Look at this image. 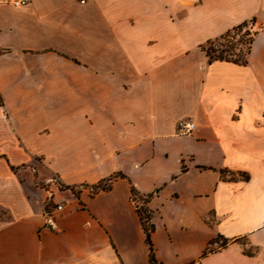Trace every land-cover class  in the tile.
Here are the masks:
<instances>
[{
    "label": "crops",
    "instance_id": "obj_1",
    "mask_svg": "<svg viewBox=\"0 0 264 264\" xmlns=\"http://www.w3.org/2000/svg\"><path fill=\"white\" fill-rule=\"evenodd\" d=\"M0 48V264H150L138 196L159 264H264V0H0Z\"/></svg>",
    "mask_w": 264,
    "mask_h": 264
},
{
    "label": "trees",
    "instance_id": "obj_2",
    "mask_svg": "<svg viewBox=\"0 0 264 264\" xmlns=\"http://www.w3.org/2000/svg\"><path fill=\"white\" fill-rule=\"evenodd\" d=\"M248 23H251L253 25L254 20L249 21ZM248 23H243L241 25H238L231 30H228L223 35L219 36L218 38H215L214 40H211L207 42L203 47H201L202 51L204 52L208 63H212L214 61H221V62H229L233 63L235 65L244 66L247 63V55L250 52L251 44L253 41V36L255 32H252L251 34L247 33V38L244 41H238L239 45L243 46L242 48H238L235 44V37L238 31L241 30L242 27L247 26ZM118 177H122L120 174H113L107 179L100 181L97 185L92 186L91 188L93 191H105L109 189L111 182ZM247 179V178H245ZM60 188L62 190H71L73 191L72 187L60 185ZM131 193L133 196H136V193L134 189H131ZM149 196H146L145 199H147ZM147 212V213H146ZM137 213L139 215L141 226L145 235V243L147 244L149 248V262L150 264H159L153 255L152 245L150 241V234L153 231V226L148 225L145 226L144 220L148 221L150 220V215L148 211L144 208L143 210L141 208L137 207ZM144 214V216H143ZM221 240V243L219 247H225L227 246L231 240L218 237L216 240ZM215 240V241H216Z\"/></svg>",
    "mask_w": 264,
    "mask_h": 264
},
{
    "label": "rangeland",
    "instance_id": "obj_3",
    "mask_svg": "<svg viewBox=\"0 0 264 264\" xmlns=\"http://www.w3.org/2000/svg\"><path fill=\"white\" fill-rule=\"evenodd\" d=\"M252 32H254V31H253V25H252L251 23H248L247 26L242 27L241 30L237 32L236 37H235V41H237V42H235L236 46H237L238 48H242V49H243V46L239 45L238 41H244V40H246V38H247V33L251 34ZM11 51H12V50L9 49V48H3V49L0 48V54H8V53H11ZM21 147H22V149L24 150V148H23L22 145H21ZM38 160H41V158H39V157L31 158V162L29 163V165H30L31 167H34V168L37 167V165H38V163H37ZM46 182H47V180H45V179H44V181H39V182L37 183V186H39V187H46V186H45V185H47ZM48 182H49V180H48ZM50 182H53L55 185H57V187H58L60 190H62V189L60 188V185H62V184H61L56 178L52 177V178L50 179ZM87 188H89V187H87ZM135 200L139 203V207L143 210V209H144V206L141 204V201L143 200V198L138 196V197L135 198ZM50 206H51V205L47 204L46 208L49 209ZM146 213H147V212H146ZM143 216H144V214H143ZM144 223H145V226H148V225H149V222L146 221V220H144ZM218 242H219V244H220V243H221V240H218Z\"/></svg>",
    "mask_w": 264,
    "mask_h": 264
},
{
    "label": "built area",
    "instance_id": "obj_4",
    "mask_svg": "<svg viewBox=\"0 0 264 264\" xmlns=\"http://www.w3.org/2000/svg\"><path fill=\"white\" fill-rule=\"evenodd\" d=\"M8 3L13 7H21L27 5V0H8ZM194 129V125L188 121H181L177 124L176 131L179 135H188ZM57 210H61V206L56 207Z\"/></svg>",
    "mask_w": 264,
    "mask_h": 264
}]
</instances>
